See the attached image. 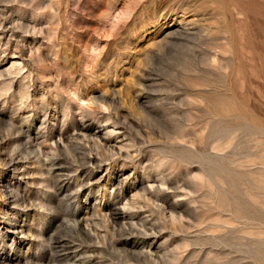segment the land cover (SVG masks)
I'll use <instances>...</instances> for the list:
<instances>
[{
  "label": "rangeland",
  "instance_id": "obj_1",
  "mask_svg": "<svg viewBox=\"0 0 264 264\" xmlns=\"http://www.w3.org/2000/svg\"><path fill=\"white\" fill-rule=\"evenodd\" d=\"M2 223L0 264H264V0H0Z\"/></svg>",
  "mask_w": 264,
  "mask_h": 264
},
{
  "label": "bare ground",
  "instance_id": "obj_2",
  "mask_svg": "<svg viewBox=\"0 0 264 264\" xmlns=\"http://www.w3.org/2000/svg\"><path fill=\"white\" fill-rule=\"evenodd\" d=\"M21 124V123H20ZM20 130H21V128H20ZM25 131V130H24ZM20 132V131H19ZM22 132V131H21ZM26 132V131H25ZM31 133V132H30ZM19 134H21V133H19ZM29 134V133H28ZM25 136V135H24ZM28 136V138H27V143L28 144H30V145H33V147L34 146H36V148L34 147V149H35V152L36 153H40V154H43V157H45V159L43 160V161H45V165H47L46 167V170H48L49 169V171H64L65 170V168H64V166H62L61 164H59L60 162H59V160L57 159L56 160V158H53V157H49L48 155H47V153L46 152H44V150L40 147V146H38V144L36 145V143H33V140H32V138L30 137V135H27ZM88 136V135H87ZM60 139H61V137H60ZM26 146H29V145H26ZM19 147V146H18ZM18 147H17V149H18ZM57 148V147H56ZM16 149V150H17ZM52 149H54V148H52ZM51 149V150H52ZM15 151V150H14ZM18 151V150H17ZM22 152V151H21ZM21 152H20V154H21ZM30 152H31V150H30ZM32 152L33 153H35L33 150H32ZM50 152V151H49ZM48 152V153H49ZM53 152H54V150H53ZM32 153V154H33ZM35 153V154H36ZM18 152H15V153H13V154H10L9 156H8V158H9V160H8V163L9 164H11V166L13 167V168H15V169H21L23 166H22V163H21V155H20ZM35 154H33V155H35ZM53 156H56V155H53ZM42 157V156H41ZM60 158V157H59ZM38 159V158H37ZM63 160V159H62ZM88 160H89V158H88ZM98 160V159H97ZM85 162V161H84ZM91 163V162H90ZM96 164V163H95ZM90 165V164H89ZM68 166V165H67ZM99 166H100V164H99ZM45 167V166H44ZM69 169V168H68ZM76 169V168H75ZM49 171L47 172V173H49ZM73 171V170H72ZM72 173V172H71ZM73 174V173H72ZM57 175V174H56ZM68 175H69V178H70V174L68 173ZM66 176V175H65ZM86 176V175H85ZM56 177H59V176H56ZM72 178V177H71ZM86 178V177H85ZM61 180H62V178H60ZM75 179H78V177H75ZM87 179H90V178H87ZM81 180V179H80ZM76 181V180H75ZM77 182V181H76ZM75 182V183H76ZM60 183V182H59ZM87 184L88 182H84V184ZM90 183V182H89ZM74 184V183H73ZM118 184V183H117ZM119 184H120V182H119ZM70 186H72V181H63L62 182V184L60 185V188L62 189H67V188H69ZM79 186H83V184H79ZM116 186V185H115ZM79 191V190H78ZM11 202V201H10ZM70 208V207H69ZM75 212V211H74ZM73 212V213H74ZM114 212V211H113ZM109 213V212H108ZM115 218H122V219H125V218H130V219H132L133 218V216L132 215H129V216H126V215H121L120 214V212H118L117 210L115 211ZM113 216V215H112ZM114 217V216H113ZM79 220V219H78ZM116 221V220H115ZM14 223V222H13ZM77 224L79 223V222H76ZM135 223V222H134ZM97 224V223H96ZM80 225V224H79ZM132 225V224H131ZM5 224H1L0 225V227H3V228H5ZM12 226V225H11ZM16 228V227H15ZM15 232V231H14ZM20 232H21V229H20ZM145 232V231H144ZM23 233V232H22ZM146 234V233H145ZM147 235V234H146ZM13 236V235H12ZM6 241L5 240H1L0 241V250H4V247H3V243H5ZM68 246V249L70 248L69 247V244H67ZM54 246V245H53ZM78 247V246H77ZM3 254V256L2 255H0V262H4V261H6V260H10L11 258H10V256H9V254L8 253H5V252H3L2 253ZM69 255H73V256H71V258H77V254H67L66 256L67 257H69ZM80 258V257H79ZM79 258H77V259H79ZM81 259V258H80ZM83 261V260H82ZM81 261V262H82ZM85 263H87V262H84L83 261V264H85Z\"/></svg>",
  "mask_w": 264,
  "mask_h": 264
}]
</instances>
